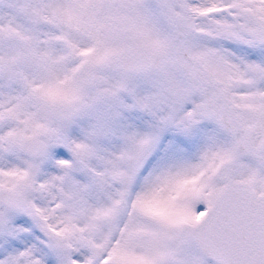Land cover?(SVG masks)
<instances>
[{"label":"snow or ice","instance_id":"1","mask_svg":"<svg viewBox=\"0 0 264 264\" xmlns=\"http://www.w3.org/2000/svg\"><path fill=\"white\" fill-rule=\"evenodd\" d=\"M0 264H264V0H0Z\"/></svg>","mask_w":264,"mask_h":264}]
</instances>
